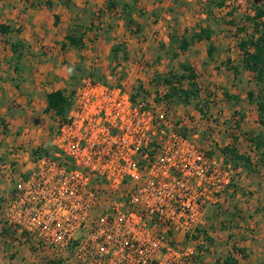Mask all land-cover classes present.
<instances>
[{
    "label": "built area",
    "instance_id": "1",
    "mask_svg": "<svg viewBox=\"0 0 264 264\" xmlns=\"http://www.w3.org/2000/svg\"><path fill=\"white\" fill-rule=\"evenodd\" d=\"M71 103L64 118L52 112L54 152L32 154L14 179L6 225L79 264H203L205 217L232 186L231 165L181 131L170 100L134 101L123 84L88 77Z\"/></svg>",
    "mask_w": 264,
    "mask_h": 264
},
{
    "label": "crops",
    "instance_id": "2",
    "mask_svg": "<svg viewBox=\"0 0 264 264\" xmlns=\"http://www.w3.org/2000/svg\"><path fill=\"white\" fill-rule=\"evenodd\" d=\"M70 1V5H65L59 0H0V264H79L73 255L59 257L50 249L37 250L33 239L7 226L2 218L5 200L14 191L13 182L3 175L5 168L15 169L18 175L32 170L33 147L28 144L39 139L37 145L44 148L50 141L45 132L41 134L48 122L53 120L52 125H56L55 116L47 111V96L69 90L72 80L69 68L81 66L85 75L95 69L107 79L108 67L116 61L125 66L132 83H152L182 72L181 67L186 63L183 57L199 46L205 49L203 65H213L219 58L216 61L214 55L209 59L208 41L197 42L186 52L180 50L177 41L183 39L187 30L191 33L201 26L206 28L210 22L215 31L211 42L217 52L224 51L223 46L214 42L220 27L213 20L216 13L228 15L232 9L231 0H226L223 8L209 7V0H137L134 19L141 25L137 29L127 26L120 15L108 11L106 0ZM48 2L53 4L52 8ZM249 4L253 1L245 0L244 6ZM245 10L246 15H254L251 8ZM194 11L198 12L199 19H190ZM55 16L59 17L58 24ZM143 16H150L148 18L154 21L159 16L160 19L155 26H148ZM209 18L212 20L208 21ZM190 20L202 23L197 26ZM75 23L84 26L82 49L72 48L67 42L69 29ZM239 44L240 40L234 42L233 52H236L225 58L228 70H222L229 80H240L257 94L251 73L235 76L231 70V65H237L242 58ZM117 45L125 46L126 58L122 53L113 57L112 49ZM47 49L51 52H46ZM194 71L197 77L198 71ZM217 78L224 79L219 75ZM229 95L237 96L240 101L219 97L215 112L217 134H226L221 130L224 119H236L237 111H242L239 116L243 118V125L241 122L238 130L228 134L227 140H221L225 142L223 148H235L240 155L250 157L251 162L258 157L261 164L253 165L251 170L239 166L219 206L208 210L203 228L209 231L213 244L208 245L200 257L204 264H212L209 260H213V264H224L228 257L238 264H264V123L260 124L257 103H248V92L242 95L234 91ZM38 121L44 122L41 130L37 129ZM29 127L33 129L28 130ZM258 136H262L263 145L257 150L251 140ZM215 156L225 160L223 153Z\"/></svg>",
    "mask_w": 264,
    "mask_h": 264
},
{
    "label": "rangeland",
    "instance_id": "3",
    "mask_svg": "<svg viewBox=\"0 0 264 264\" xmlns=\"http://www.w3.org/2000/svg\"><path fill=\"white\" fill-rule=\"evenodd\" d=\"M249 5H251V4H249ZM249 5L244 6V4L237 5L236 3L235 4L232 3V6H231L232 9H230L231 10L230 12H234V13H232L233 17H236L237 19H241L242 16L246 15L245 9L249 10L251 8V7H248ZM189 6H186V8H188ZM189 12H190V10H189ZM196 12L197 11H194L195 14L194 13L190 14V19H195V18L199 19V17L196 16ZM229 14L228 15L222 14V12L216 13V18L218 19V21L221 22V26L219 29L220 32L217 33L216 37H214V42L217 45L224 47L223 48L224 51L216 52V54H215L216 61L219 58L218 62H216L213 65H212V63L207 64L208 66L206 64L203 65V53L202 52L205 49L200 48V46L195 48V49H191L189 51L190 53L188 55H186L185 57H183L184 62H186L184 64H187V65L193 67L196 71H198L195 82H196L198 90H199V98L196 99L195 101H193L189 105H185V104L180 103L178 101L172 102L170 104V107L168 108L171 110L170 112L172 113V118L175 121H177L178 124H182L181 131L184 134L191 135V136L195 133H198L199 134V140L201 141V143L205 144L206 146H209L211 149H213V154L222 153V150L225 149V148H223V146L225 145V142H223L221 140H227L230 137V135H228V134L232 130H238L241 122H242L241 125H243V118L239 116V114H241L242 111H239V112L237 111L235 113L236 119H228V117H225V119H224L225 121L223 123V127L221 128V130L225 131L226 134H224L223 136H221L222 135L221 133L217 134L218 132L216 131L217 128L215 127V125H216L215 123L218 119L215 117L216 116L215 112H216V109L218 108V105H219V97H221L222 99H224V97H225L227 99L225 94L226 93L231 94V92H234V91H237V92L239 91L240 94L244 95L248 92L249 89H251V87H249L246 83H243L240 80H239V82L237 79L229 80L228 75H226V72H225L228 70L227 69L228 62H226L225 58L228 57L229 53L235 54L236 51L233 52V49H236L234 42H238L240 40L239 36L236 35L235 28L226 25V22L232 19V16H229ZM191 16H193V17H191ZM228 16L230 17V19L228 18ZM143 17H144V21L148 24V26L149 25L155 26L156 25L155 22H158L160 19V16H159V19H157L156 21H154L155 19H153V18L152 19L148 18L150 16H143ZM162 19H164V18L162 17ZM238 21H240V20H238ZM190 22L192 24H197L196 20H190ZM201 23L202 22H199L197 24V26ZM182 25L180 24V26H182ZM202 47H204V45H202ZM47 51H49V53L51 52L50 49H47L46 52ZM219 53H221V54H219ZM222 54L225 56L223 58V61L221 60ZM225 63L227 64V66ZM71 68H69V73H70V75L72 74V80L70 82V86H69L70 88H69V90H67V95L70 97V99L72 98L73 93L76 91V89L80 86V83L82 82V80L84 78L92 77V75H85L84 70H83L84 68H82L81 66L74 67L72 69ZM222 69H226V70L223 71ZM181 71L182 72H180V73H176V75H181L184 73V70L182 67H181ZM108 73H109V76L113 75L114 78H112L111 80H108V79H106V76H105V78H104L105 82H109V83L115 84V85H122L123 84L125 86V88L133 94V96L135 94H137V100L136 101H149V102L153 103V105L154 104L160 105L163 101H165V100L167 101V99H165L164 96L167 94L170 87L166 83L163 82L164 78L156 79L155 80L156 83H155V81L152 83L151 82H145L144 84L139 83V82L132 83L131 81L128 80L129 74L126 71L125 66L120 65V63H118L116 61L108 67ZM217 75L221 76V78L223 76L224 79L222 81H219V78H217ZM132 80H134V79H132ZM102 81H104V80H102ZM153 83H155V84H153ZM188 85H189L188 81L183 80V86H185V88H188L189 87ZM248 103L250 104L252 102H248ZM248 103H246V104L249 105ZM253 103H255V102H253ZM220 108H221V111H223L222 106H220ZM38 123H39V125L37 124L38 125L37 129L41 130L42 125H44V122L38 121ZM54 123H55V121H53V120H52V122H48L47 129H44L41 132V134L45 132L48 135V137H46V138H48V140H50V141L48 143H46V146L44 148L46 150L50 151L51 154L54 152V148L51 144V138L56 131V125H52ZM260 124H261V122H260ZM30 125H32V122ZM33 125H35V124H33ZM48 126H49V128H48ZM252 126H254V122H253ZM30 129L32 130L33 128L29 127L28 130H30ZM219 135H220V137H219ZM38 140L39 139H34L32 142L29 141L30 143L28 144V146L33 147V151H35V146L37 145ZM220 145L222 146V148L218 147ZM37 150H39V149H37ZM260 164L261 163L259 161L257 163L255 161L256 167L260 166ZM6 170H8V167L6 168ZM14 171H15V169L13 170V172L11 171V173H14ZM11 173L9 175H7L8 173L3 174V175L8 177V179H10L13 182L14 188H15V180L14 179H16V178L18 179L21 176H24L25 174L18 175L16 173H14V175L16 176L14 178V177H11ZM234 175H235V173H234ZM202 232H204V234H206V236L208 238V245H212L213 243L211 242V237H209V234H208L209 231L207 229L203 228ZM220 246L222 247V245H220ZM203 249L204 248H200V251ZM66 260H67V258L64 260V262ZM209 262H212V264H213V260H211V261L209 260ZM208 264H210V263H208Z\"/></svg>",
    "mask_w": 264,
    "mask_h": 264
},
{
    "label": "trees",
    "instance_id": "4",
    "mask_svg": "<svg viewBox=\"0 0 264 264\" xmlns=\"http://www.w3.org/2000/svg\"><path fill=\"white\" fill-rule=\"evenodd\" d=\"M65 5H70V0H59ZM226 0H209V7L212 8H223L225 6ZM107 10L120 15L127 26L140 29L141 25L134 19V14L137 12V0L126 1V0H106ZM48 5L52 8L53 4L48 2ZM251 9L254 15H244L241 19L233 17L231 12L229 16L232 19L226 22V25L234 27L236 35L239 36L240 44L239 48L242 52V58L237 65H231V70L238 76L244 72H249L253 75V81L257 87V93L254 90L248 91V99L250 102H256L260 111L261 123H264V0H254L251 5ZM211 13V12H210ZM143 15L142 12H140ZM212 18V15H211ZM211 18L208 21L212 20ZM56 24H58L59 17L55 16ZM240 20V21H238ZM238 21V22H237ZM217 27L221 26V22L214 18L213 23ZM212 24L208 22L206 28L203 26L199 27L190 33L187 30V34L184 35L183 39L179 42V48L182 52H186L189 48L202 41H208L210 43L208 49L209 59L214 58L217 49L212 44V37L215 31L211 29ZM84 26L81 23L73 24L69 29V34L67 35V42L69 46L75 49H82L84 47ZM190 36H187L189 35ZM123 54V58H126V48L124 45L114 46L112 49L113 57H117ZM184 73L181 75L171 74L170 77L164 78L163 82L166 83L170 89L164 96L165 99L170 100V102H180L185 105L191 104L193 101L199 98V90L196 84V73L194 69L189 65H182ZM94 80L105 82V76L102 72H97V70H92L90 73ZM104 80V81H102ZM183 80H187L189 87L185 88L183 86ZM81 84V83H80ZM75 93V92H74ZM73 93V94H74ZM228 99L235 100L237 103L240 98L237 96H230L228 93L225 94ZM134 101L137 100V94L133 96ZM48 107L47 111L54 112L58 117H66L71 106V99L67 95V91H56L47 96ZM202 111V110H201ZM262 136L252 139V143L255 144L257 150L263 145ZM41 153L51 154L50 151L40 148L37 151H33L34 156H38ZM227 164L231 165L233 170H236L239 166L251 170L254 165L251 162V158L240 155L235 148L226 147L222 150ZM256 166V165H255ZM224 264H238L231 257L225 259Z\"/></svg>",
    "mask_w": 264,
    "mask_h": 264
}]
</instances>
